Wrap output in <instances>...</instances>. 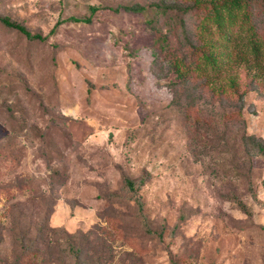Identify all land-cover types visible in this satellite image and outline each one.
<instances>
[{
  "label": "rangeland",
  "instance_id": "1",
  "mask_svg": "<svg viewBox=\"0 0 264 264\" xmlns=\"http://www.w3.org/2000/svg\"><path fill=\"white\" fill-rule=\"evenodd\" d=\"M150 1L0 0V264H264V0Z\"/></svg>",
  "mask_w": 264,
  "mask_h": 264
},
{
  "label": "trees",
  "instance_id": "2",
  "mask_svg": "<svg viewBox=\"0 0 264 264\" xmlns=\"http://www.w3.org/2000/svg\"><path fill=\"white\" fill-rule=\"evenodd\" d=\"M195 2L199 3V0H196ZM197 3H187V4H179V3H175V2H165L164 0H156V1H150L147 5L139 3V2H131V3H122V4H117V5H109L108 7L113 9L114 11H118L120 8H123L124 10H132V11H147V10H151V11H156V12H167V11H175L177 13H179V25L182 29H185V22H184V18L181 14H185L188 13L191 10H195ZM247 3L246 0H222V1H216L214 3L210 4V8L208 10V12H206V15H209L214 21H216V23L218 25H220L223 20V13L224 12H228V15L231 16L233 15L232 11H236L237 9L242 8V6ZM91 10H94L96 8H98V6L95 5H90ZM181 15V16H180ZM71 20H83V21H89L90 18L89 17H77L74 15H71L68 17ZM0 22L2 24H4L7 27L16 29L17 31H19L20 33H22L23 35H25L28 39H33V40H45L46 39V35H43L40 32H31L30 30L27 29V27L17 21L14 20L12 18H10L9 16H5V15H0ZM57 24V22L55 23V25ZM55 25L51 28V31L54 30ZM252 50L257 53L259 48H258V42H253L252 43ZM208 59L211 60L210 56H206ZM179 63L175 61V70L180 72L181 69L179 67ZM182 72V71H181ZM181 74V73H180ZM257 150L261 151L264 153V140L259 141L257 144ZM143 178L139 179V183L136 185L135 181L129 177V176H125L124 177V183L126 185V187L133 191V193H135L138 189V187L140 186V184L143 182ZM135 202L138 206L139 211L142 212V201L140 199L139 195L134 196ZM51 230L53 231V233L55 232H62V229L58 227L56 228H51ZM43 232V231H42ZM64 234L63 235H59L57 236V239H92L93 237H91L92 235H94L95 233L92 231V229H88L87 231H83V230H78V231H74V232H68L64 230ZM70 246L74 247L72 245V241L69 240Z\"/></svg>",
  "mask_w": 264,
  "mask_h": 264
}]
</instances>
